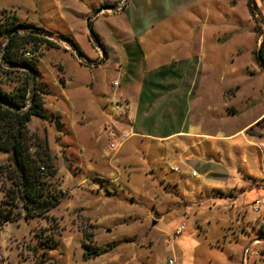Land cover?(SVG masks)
Segmentation results:
<instances>
[{"label":"rangeland","instance_id":"374dc122","mask_svg":"<svg viewBox=\"0 0 264 264\" xmlns=\"http://www.w3.org/2000/svg\"><path fill=\"white\" fill-rule=\"evenodd\" d=\"M120 1L0 0V44L2 25L33 24L65 35L81 53L57 37L49 41L58 48H40L46 118H30L27 128L46 139L57 170V191L50 189L60 202L0 229V264H264V210L251 209L264 197V147L257 148L264 141V69L248 0H124V12ZM158 43L182 64L207 69L205 85L189 95L201 106L185 117L168 103L143 122L134 117L153 93L142 90V103L126 112L110 81L118 67L109 46L125 54V69L144 59L142 72L151 75L144 62ZM172 68L150 70L172 83ZM4 69L0 88L14 90L23 72ZM172 130L200 135L145 136ZM7 162L1 153L0 166ZM253 238L262 244L251 247ZM84 244L100 254L85 257Z\"/></svg>","mask_w":264,"mask_h":264},{"label":"trees","instance_id":"16d2710c","mask_svg":"<svg viewBox=\"0 0 264 264\" xmlns=\"http://www.w3.org/2000/svg\"><path fill=\"white\" fill-rule=\"evenodd\" d=\"M1 32L5 42L0 44V60L4 66H0V70L5 68L9 74L22 70L23 78L14 90L0 88V154L8 153L7 165L0 166V229L22 215L28 220L43 216L60 202V195L50 189L55 184L53 179L57 170L52 164L46 139L31 134L27 123L32 117L46 118L42 108L44 90L38 85L41 74L36 64L41 46L58 48L49 41L57 37L81 56L68 37L54 35L33 24L14 26L10 22L2 25ZM89 33L93 35L91 29ZM263 49H257L255 53L259 62L264 63ZM18 206L22 212L16 211ZM84 247L85 257H96L101 252L91 249L88 244Z\"/></svg>","mask_w":264,"mask_h":264},{"label":"crops","instance_id":"0c3cea01","mask_svg":"<svg viewBox=\"0 0 264 264\" xmlns=\"http://www.w3.org/2000/svg\"><path fill=\"white\" fill-rule=\"evenodd\" d=\"M120 3H123V8L120 9V11L122 10L121 12H124L126 9L124 5L125 1L124 0L120 1L118 5H120ZM115 10L117 11L118 9L115 8ZM109 11L110 9H106L105 12L108 13ZM127 14H129V12L122 15L123 18H126V20H127ZM111 28H115L114 30H116L117 33H118V30L120 32L121 30H123L122 26H117V25L115 26L111 25ZM118 36L121 37L120 34H118ZM165 46L166 45H160L158 43L156 46L157 48L156 47L153 48L154 50H158L157 55L153 57L152 60L150 59L149 63L146 64L144 62L146 69L149 70V72L151 71L150 73H152L151 75L148 74L149 76L144 75L142 72V67H143L142 65H143L144 59L143 60L140 59L138 60L139 62L137 61L135 63H132V65H128L129 69H125L127 68V66H122V63H123L122 61H124L125 54L122 51H120L117 45L109 46L111 50L110 59L112 60V64L114 67H118V70L114 69V76L112 80L110 81L112 82V86L114 82L117 83V86H113L115 88L113 90L115 93L108 88V85L105 88L106 90L111 91V95H113V93L116 94L120 92L119 96L122 97L128 103L127 105L128 109H125L126 112L129 113V109H131L130 106L135 107L136 105H140L142 103L140 102L141 99L139 97V94H141L142 90L143 92H146V93H150V92L153 93L152 100L148 108L146 109L142 108L139 111H137L136 116L134 117L136 118V120L140 119L141 121L144 122V120H146V117L152 118L155 112H157L158 110L160 111L161 108H163V106L167 105L168 103H171L174 106V111L172 112H175L174 114L180 115L182 117H185L186 114H188V111L190 109L192 110L193 107L197 109L201 106V104L199 102H196V100L189 101L188 97L191 93L197 94L198 91H200V88L201 90H203L204 87H202V85L204 84V79L207 73V69L202 70L196 65L192 66V65L182 64V62H179L178 60L168 55L169 51L165 53L166 51L164 50L167 49ZM187 49H190V48H187ZM161 55H162V58H160ZM101 56L102 54L99 52V57ZM104 58L105 57H103V59ZM159 65L160 67H173L174 68V70L176 71V74H175V77H172L171 79L172 83L163 81V79H161L162 77H160L158 73L156 74L157 70H154V72L153 70H150L153 67L154 69H156L157 66ZM132 66H134L135 68H132ZM144 83H147V84L145 85ZM174 83H175V86H173ZM99 85H102L101 82H99ZM103 88L104 86L102 85V90ZM130 100H132V103H129ZM263 114L264 113H262L261 116ZM249 125L250 124H246V126L242 128L241 131H243ZM132 134H140L143 136L141 132L137 133L135 131H132L131 135ZM178 135H182L183 138L188 137L190 139H194L200 134L191 133L189 130L187 131L172 130L171 132H168L167 134L160 136V137H158V135H151V134L146 135L145 134V136L154 137L158 139H161V138L165 139L171 136H178ZM262 234H264V232H262ZM250 244H251V247L255 245L257 247L262 244V240L258 238H253L251 239ZM245 260L246 259H240L241 264H247V260L246 261ZM259 262H261V260H256V262L255 263L253 262V264H258Z\"/></svg>","mask_w":264,"mask_h":264},{"label":"built area","instance_id":"2783aa9c","mask_svg":"<svg viewBox=\"0 0 264 264\" xmlns=\"http://www.w3.org/2000/svg\"><path fill=\"white\" fill-rule=\"evenodd\" d=\"M248 1H250L251 5L253 6V9H251L253 11V14H254L253 18L257 20L256 27H257L258 37L256 39V44L258 47L257 49H260V48L264 47V0H257L259 7L262 9L263 16L260 15V13L257 11L255 3H254L255 0H248ZM260 63L262 64L261 67L264 69V63L263 62H260ZM113 86H117V83L114 82ZM111 147H114V146L111 145ZM263 147H264V141L258 146V148L261 149ZM172 170L174 172L177 171L176 168H174V169L172 168ZM251 206H252V208H251L252 212H254V213H259L261 209L264 210V197H259V198L255 199L254 202L251 204ZM183 230H184V226H183V224H181L176 228L175 234L177 236H179L183 232ZM167 264H177V263L174 260H172L171 258H169L167 260Z\"/></svg>","mask_w":264,"mask_h":264},{"label":"water","instance_id":"95a60500","mask_svg":"<svg viewBox=\"0 0 264 264\" xmlns=\"http://www.w3.org/2000/svg\"><path fill=\"white\" fill-rule=\"evenodd\" d=\"M248 4L250 5V7H251V9H253V6L251 5V2L250 1H248ZM259 53H258V51H257V55H258Z\"/></svg>","mask_w":264,"mask_h":264}]
</instances>
